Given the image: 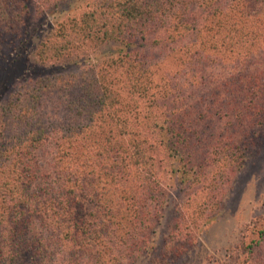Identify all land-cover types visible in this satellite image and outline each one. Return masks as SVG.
Returning a JSON list of instances; mask_svg holds the SVG:
<instances>
[{
    "label": "trees",
    "instance_id": "trees-1",
    "mask_svg": "<svg viewBox=\"0 0 264 264\" xmlns=\"http://www.w3.org/2000/svg\"><path fill=\"white\" fill-rule=\"evenodd\" d=\"M68 1L0 0V49ZM108 45L115 51L97 64L56 74ZM34 56L50 74L24 79L0 108V264H22L19 236L32 217L45 233L28 250L39 263L181 264L205 209L184 215L192 198L171 201L183 214L157 250L156 154L171 160L177 187L209 190L206 208L219 210L223 181L264 137V0H86ZM51 139L57 193L48 198L29 191L22 161ZM262 246L264 215L226 264H251Z\"/></svg>",
    "mask_w": 264,
    "mask_h": 264
},
{
    "label": "rangeland",
    "instance_id": "rangeland-1",
    "mask_svg": "<svg viewBox=\"0 0 264 264\" xmlns=\"http://www.w3.org/2000/svg\"><path fill=\"white\" fill-rule=\"evenodd\" d=\"M86 0H69L52 14L45 12V16H34L30 29L27 30L22 43L16 42L6 50L0 49V108L8 101L9 97L23 84L24 79L43 77L50 74L49 67H42L35 61V50L38 44L49 38L54 24L66 17L79 16L84 10ZM34 6V4H33ZM36 8L33 9V11ZM115 51L114 45L86 49L83 56H74L73 62L65 69H59L56 74L67 75L69 72L95 65L106 56ZM157 50H145L147 58H155ZM144 55V54H143ZM66 78V77H64ZM2 118L0 117V129ZM55 139H51L33 149L31 154L22 161L26 169V184L29 191L39 192L48 198L57 193V179L53 172V156L55 153ZM251 147V146H250ZM243 168L229 182L223 181L221 193L217 196L220 208L217 211H210L207 205H214L211 201V194L207 189L203 191L193 188L185 190L184 187H177L173 182L176 174L172 173L171 160L167 159L165 152L161 149L156 154V166L159 181L163 184L164 196L163 207L156 214V220L152 223L150 232L156 239L157 250L160 251L168 244L172 236L173 228L179 214L183 210H174L170 205L171 201L192 198L188 207L184 208V215L187 212L196 215V206H200L204 212V218L196 222L197 229L191 243H185L178 256L181 264H226L235 253L243 235L252 228L253 222L261 220L264 215V137L258 140L253 148H250L249 158L247 156ZM45 192V193H44ZM197 193V194H195ZM211 193V194H209ZM195 194V195H194ZM194 195V196H193ZM171 206V207H170ZM169 208V209H166ZM207 215H210L207 217ZM182 216V215H181ZM31 217V216H30ZM189 219V215L187 217ZM158 221V222H157ZM0 228V233H1ZM183 231V226L181 228ZM185 232V230H184ZM45 233L35 218L26 222V231L20 237L21 242L26 246L22 254V264H45L33 252L28 251L35 242L45 238ZM1 237V234H0ZM24 248V247H23ZM257 258L251 264H264V246L258 251Z\"/></svg>",
    "mask_w": 264,
    "mask_h": 264
}]
</instances>
